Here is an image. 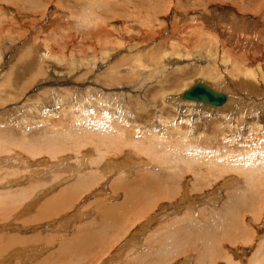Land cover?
I'll list each match as a JSON object with an SVG mask.
<instances>
[{
	"label": "rangeland",
	"instance_id": "rangeland-1",
	"mask_svg": "<svg viewBox=\"0 0 264 264\" xmlns=\"http://www.w3.org/2000/svg\"><path fill=\"white\" fill-rule=\"evenodd\" d=\"M22 57L32 60L27 72ZM263 69L264 0H0V264H162L167 232L175 231L184 243L181 230L191 226L201 227L202 234L192 232L186 237L190 247L163 264H249L264 240V179L247 187L240 172L174 171L173 164L158 162L161 148L149 154L124 147L101 159L98 139L97 147L79 139L89 143L76 151L69 150L73 138L68 142L60 134L53 151L41 148L40 155H33L31 145L43 144L52 130L72 132L77 116L82 125L99 122L128 129L137 141L171 135L167 142L179 140L189 153H251L259 159L264 153ZM247 71L256 75L261 94L255 96L257 89L245 83ZM196 82L229 91L232 110L177 103L180 93ZM249 103L254 110L257 103L255 115L248 113ZM181 117L192 123L177 122ZM207 137L209 149L203 141ZM50 142L44 144L50 147ZM60 144L70 148L60 151ZM84 155L90 161L80 167ZM124 157L140 166L137 162L133 170L105 173L104 163ZM93 173L97 175L90 178ZM86 174L88 183L78 181ZM152 177L157 183H148ZM66 191L68 205L53 209L59 198L45 202L49 214L40 218L39 202ZM127 191L152 194L139 198L143 205L130 209L132 213L119 211L120 217L103 219L127 202ZM211 194L217 199L208 203ZM211 210H228L236 230L224 233V224L213 230L208 253V241L198 237L205 238ZM111 222L116 226H108ZM92 237L97 239L88 246ZM78 239H85L80 250Z\"/></svg>",
	"mask_w": 264,
	"mask_h": 264
},
{
	"label": "bare ground",
	"instance_id": "bare-ground-1",
	"mask_svg": "<svg viewBox=\"0 0 264 264\" xmlns=\"http://www.w3.org/2000/svg\"><path fill=\"white\" fill-rule=\"evenodd\" d=\"M17 52V51H16ZM19 53H20V51H18ZM154 55V54H153ZM14 56V55H13ZM147 58V57H146ZM150 58V57H149ZM123 61V64L125 63L124 62V60H122ZM126 61V60H125ZM152 61V60H151ZM20 62V61H19ZM21 62H24V64H22V66H24L25 67V71H26V69H27V67H29V63H32V60L31 59H27V60H25V59H23V57H22V59H21ZM20 64V63H19ZM121 64V68H123L125 65H123L122 63H120ZM118 65L119 64H117V65H114V69H117V68H119L118 67ZM120 66V65H119ZM113 69V70H114ZM24 70H22V72L24 71ZM126 70V69H125ZM246 70V69H245ZM24 71V72H25ZM23 72V75L25 76V75H30V74H26V73H24ZM27 72V71H26ZM238 72V71H237ZM255 72V71H254ZM260 72V71H259ZM263 72H264V69H263ZM241 73V72H240ZM21 74V73H20ZM62 74V73H61ZM253 74V73H252ZM254 74H256V73H254ZM260 74V73H259ZM242 74H240V76H241ZM27 76H25V77H27ZM224 76V75H223ZM256 76V75H255ZM255 76H252L251 74H250V72L249 71H247V73H246V76H245V78H244V80H245V83L247 84H249V82L250 83H252V87H253V89L255 90V89H257L256 90V93H255V96H257V95H259V94H261V91L259 90L260 88H261V84H259V81H254V79H255ZM258 76V75H257ZM29 77V76H28ZM229 78V77H228ZM234 78V77H233ZM254 78V79H253ZM28 79H30V78H28ZM224 79V78H223ZM223 79H221L220 80V82H222V83H224L225 81L223 80ZM243 79V78H242ZM261 79H262V77H261ZM260 79V80H261ZM243 80V81H244ZM232 81H233V79H232ZM264 82V81H263ZM197 83H201V84H203V85H205L206 86V83H202V82H196V83H194L193 84V86L195 85V84H197ZM236 83V82H235ZM114 84H116L115 82H114ZM229 84V83H228ZM247 84V85H248ZM255 84H256V87H255ZM215 85H217L216 83H212L211 84V86H213V87H208L209 89H211L212 91H213V93H221V91H219V90H216L215 89ZM219 85H221V84H219ZM232 85V84H231ZM193 86H191V87H193ZM233 86V85H232ZM243 86V85H242ZM190 87V88H191ZM226 87H227V85H226ZM264 87V86H263ZM262 87V88H263ZM189 88V89H190ZM229 88H230V85H229ZM237 89V88H236ZM249 89H250V87H249ZM186 90H188V89H185V91ZM232 90V89H231ZM251 90V89H250ZM184 91H182L181 93H180V96H179V100L177 101V103H180V100L181 101H190V102H194V103H198V104H203V105H208V106H210V107H214V108H219L220 110L221 109H223V110H225V111H230V110H232V107H233V101H234V98H233V96H231L230 94H227V92H229V91H226L225 93H222V94H224L225 95V97H226V101H225V103L223 104V105H221L220 107H215V106H212V105H209V104H206V103H203V102H200V101H191V100H185V99H182L181 98V95H182V93H183ZM248 92V91H247ZM253 92V91H252ZM264 93V92H263ZM250 95V94H249ZM100 100V99H99ZM251 100V99H250ZM256 102H258V100H255ZM260 104V103H259ZM141 106V105H140ZM245 106V105H244ZM139 107V106H138ZM178 107H179V105H178ZM240 107V106H239ZM252 106H251V103H249V105H248V113H250L251 115H255L256 113L255 112H257V103H256V110H254L253 108H251ZM179 108H181V107H179ZM196 108H197V110H198V106H196ZM253 109V110H252ZM241 110V109H240ZM239 110V111H240ZM245 111V110H244ZM241 113H242V111H240ZM246 112V111H245ZM244 112V113H245ZM239 113V112H238ZM99 116V115H98ZM5 117H7V116H5ZM5 117L3 118V119H5ZM100 117V116H99ZM102 117V116H101ZM225 118V117H224ZM9 118H6L5 120H8ZM1 120V119H0ZM79 120V121H78ZM225 120V119H224ZM83 121H86V119H83ZM181 121H187L188 123L189 122H191L192 123V120L190 119V118H187V117H181L180 119H178L177 120V122H181ZM1 122V121H0ZM71 122H80V117L79 118H77V116L75 117L74 116V118L72 119V121ZM77 123H75V125L74 126H72L73 128H72V132H70V130H65V131H59V132H56V133H58V134H56V133H52V131L51 132H49V134H51V136L49 137V138H47L46 140H44V141H42V143L43 144H36V145H34V147H33V145H31V148H33V152H34V154L33 155H35L36 153L38 154V155H40L41 154V152H40V154H39V152H38V150H40L41 148H45V149H48L50 152L51 151H53V149H52V144H54L53 142H55V144H59V143H57L56 141L58 140V138L56 137V136H58V137H60L61 135H63V136H61V137H63V138H69L70 139V141L68 140V142H71V138L70 137H72L73 138V141L71 142V143H69L70 144V146L71 147H73V148H71V149H69V150H75L76 149V151H79V149L80 148H82L83 146H85L86 144H88L89 142H90V144H88V145H91V143L93 144L94 143V145L97 147V145L96 144H98V142L95 144V142H94V139L96 140V139H98L100 142H99V145H103V146H100L99 148H97V150L96 151H99V155H101V159H103L105 156H102V155H106L108 152L107 151H112L113 153H115V152H121L122 151V149H124V147H129V148H131L132 147V149L134 150V151H138V153L139 152H142V153H144V152H147V153H149V154H155V153H153V152H156V149H159V148H161V152H159L158 154H157V157H158V162L160 161V162H164V163H166V162H168V164L170 163V164H173V170L174 171H178L179 169H180V167H197V172H195V175H204L205 173L206 174H210V175H213V173L215 174V173H220V175L223 173H227V172H240L244 177H246V179H245V183H246V186L247 187H253L255 184H257V183H262L263 181V179H264V153H262L261 154V156L259 157V159H257V158H254L252 155H251V153H246V154H243V155H241L242 153H240L239 155H241V156H239L238 155V157H235V156H233L232 155V153H231V155L230 154H227V153H222L223 155H218V152H204V153H202V154H199V153H197V151L195 150V149H193V151L191 152V153H189L188 151H187V149L184 147V145L178 140H172V141H169V142H167V140H170V139H172L173 138V136H171L170 135V137L168 138V139H162V137H161V135H160V137H157V136H154V135H158V134H154L153 135V133H152V135L153 136H151L150 138H148V140H144V139H141V140H139V141H137V140H133V138H131V134H130V132H129V130L127 131L126 129H125V131H124V128L123 127H120V128H118L117 126H116V128L113 126V124L112 125H105L106 123H99V122H95V123H98V124H95V123H93V124H89L88 122L87 123H83L84 125H82V124H77ZM118 123V122H117ZM117 123H115V124H117ZM88 124V125H87ZM114 124V125H115ZM236 124V123H235ZM113 126V127H112ZM120 126V125H119ZM122 126V125H121ZM124 126H128V125H124ZM134 126V125H133ZM237 127V126H236ZM260 128V127H259ZM61 129V128H60ZM131 130V129H130ZM133 130V129H132ZM145 130V129H144ZM49 131H50V129H49ZM127 131V132H126ZM177 131H179V127H177ZM138 132V131H137ZM140 132V131H139ZM148 132V131H147ZM156 132V131H155ZM169 132V131H168ZM176 132V131H175ZM174 132V133H175ZM179 132H181V131H179ZM261 133L262 132V130L261 131H257V133ZM135 133V132H134ZM141 133V132H140ZM182 133H183V131H182ZM56 134V135H55ZM61 134V135H60ZM179 134H181V133H179ZM185 134V133H184ZM71 135H73V136H71ZM133 135V134H132ZM136 135V134H135ZM142 135V134H141ZM183 135V134H182ZM226 135V134H225ZM65 136V137H64ZM166 136V135H165ZM174 136H176L175 134H174ZM224 136V135H223ZM182 137V136H181ZM229 137V136H228ZM83 138H85V139H88V141L89 142H87L86 141V143L85 142H83V141H79V139L81 140V139H83ZM183 138H185V135H183ZM234 138V137H233ZM76 139H77V141H76ZM151 139H154V140H151ZM176 139V138H175ZM204 139V140H203ZM202 140L204 141V143L206 144V147H208V149H209V146L211 145V142L210 143H206L209 139H208V137H207V139H205V138H203ZM65 140V139H64ZM67 140V139H66ZM98 140H96V141H98ZM164 140H166V143H165V141ZM198 140V139H197ZM46 141H51L50 143H48V144H50V147L49 146H47L46 144H44V142H46ZM161 141H163L164 143H162ZM209 142V141H208ZM232 142V141H231ZM197 143V141L195 140V144ZM62 144V143H61ZM60 144V145H61ZM67 144V143H66ZM194 144V145H195ZM59 145V146H60ZM63 145V144H62ZM62 145H61V150L58 148V146H57V148L60 150V151H62V148L64 147V149H66L67 147H69V145L65 148V146H63L62 147ZM98 145V146H99ZM194 145H192L193 146V148H194ZM209 145V146H208ZM55 146V145H54ZM56 146H55V148H56ZM3 147V144H2V141H1V139H0V148H2ZM103 147V148H102ZM54 148V147H53ZM55 148H54V150H55ZM56 148V149H57ZM70 148V147H69ZM95 148V147H94ZM44 149V150H45ZM212 149V148H211ZM250 149V148H249ZM43 149H41V151H42ZM55 151L56 152V156H57V154H59L60 153V151ZM68 150V151H69ZM94 150V149H93ZM251 150V149H250ZM67 151V150H66ZM64 152V151H63ZM71 152V151H70ZM10 153V152H9ZM8 153V154H9ZM43 153V152H42ZM65 153V152H64ZM239 153V152H238ZM0 154H2L1 152H0ZM4 154V153H3ZM36 154V155H37ZM96 154V153H95ZM128 155H130L129 153H127ZM136 154V153H135ZM54 155V154H53ZM113 155V154H112ZM136 155H138V154H136ZM236 155V154H235ZM1 156V155H0ZM156 156V155H155ZM51 157H52V155H51ZM116 157V156H115ZM18 158V157H17ZM56 158V157H55ZM54 158V159H55ZM98 158V157H97ZM112 158V157H111ZM14 159V158H13ZM52 159H53V157H52ZM53 159V160H54ZM155 160H156V158H154ZM19 160V159H18ZM79 160V159H78ZM98 160H99V158H98ZM7 161V160H6ZM22 161V160H21ZM90 161V159L89 158H87L86 157V155H84L82 158H81V161H80V167L81 166H86L88 163L87 162H89ZM15 162V161H14ZM58 162V161H57ZM138 162V160H136V162H134V165H132V162L131 161H129L128 159H126L125 157L124 158H122L121 160H117V161H115V162H113V161H107V164L106 163H104L105 164V167H104V171H105V173L107 174V173H111V172H119V173H122V172H124V171H126V170H131L132 168L131 167H134L135 166V163H137ZM7 163H9L8 161H7ZM35 163V162H34ZM78 163V162H77ZM77 163H75V164H77ZM139 163V162H138ZM141 163V162H140ZM140 163H139V166H140ZM15 164V163H14ZM65 164V163H64ZM142 164H143V162H142ZM141 164V165H142ZM5 165V164H4ZM18 165V164H17ZM50 165V164H49ZM52 165H54L53 163H52ZM8 166V165H7ZM60 166V165H59ZM68 166V165H67ZM73 166V165H72ZM71 166V167H72ZM79 166V165H78ZM138 165H136V167H137ZM145 166V165H144ZM26 167V166H25ZM45 167H47V166H45ZM68 167H70V166H68ZM202 167H205L204 169V171L202 170ZM13 168V167H12ZM56 168V167H55ZM61 168H63V166L61 167ZM73 168V167H72ZM86 168V167H85ZM4 169V168H3ZM64 169V168H63ZM70 169V168H69ZM76 169V168H75ZM177 169V170H176ZM8 170V169H7ZM52 170V169H51ZM58 170V169H57ZM62 169H60V171H61ZM133 170V169H132ZM165 170V169H164ZM21 171V170H20ZM63 171V170H62ZM69 171V170H68ZM128 171V172H129ZM216 171V172H215ZM42 172V171H41ZM64 172V171H63ZM87 172V171H86ZM162 172V171H161ZM15 173V172H14ZM34 173V172H33ZM49 173V172H48ZM47 173V174H48ZM218 173V174H219ZM35 174V173H34ZM39 174V173H38ZM42 174V173H41ZM70 174V173H69ZM68 174V175H69ZM96 173H93V174H91L90 175V178L91 177H95L96 175H95ZM126 174V173H125ZM160 174V173H159ZM233 174H235V173H233ZM3 175V174H2ZM36 175V174H35ZM49 175V174H48ZM74 175V174H73ZM93 175H95V176H93ZM124 175V174H123ZM228 175V174H227ZM12 177H13V172H12V175H11ZM11 176H8V177H10L11 178ZM31 176V175H30ZM41 176H43V175H41ZM56 176V175H55ZM80 176V175H79ZM82 176V175H81ZM110 176V175H109ZM118 176V175H117ZM122 176V175H121ZM158 176V175H157ZM222 176V175H221ZM53 177V176H52ZM51 177V178H52ZM160 177V176H159ZM203 177H206L207 179L209 178V176H203ZM218 177V176H217ZM216 177V178H217ZM243 177V178H244ZM23 178V177H22ZM21 178V179H22ZM26 178V177H25ZM37 178V177H36ZM53 178H55L56 179V177H53ZM69 178V177H68ZM84 178H85V181H84ZM88 176H87V174L85 175V176H83V178H79V180L78 181H83V182H85V183H88L87 181H88ZM124 178V177H123ZM161 178H163V177H161ZM19 179V178H18ZM62 179V178H61ZM121 179V178H120ZM164 179V178H163ZM94 179L92 178V181H93ZM118 180V179H117ZM121 180H123V183H124V179H121ZM154 180V181H153ZM234 180V179H233ZM13 181V180H12ZM15 182H16V180H14ZM74 181H76V180H74ZM77 181V182H78ZM120 181V180H119ZM205 181V180H204ZM242 182V181H241ZM19 183V182H18ZM115 183H117L116 181H115ZM148 183H157V181L155 180V179H153V177L151 178V180L148 182ZM78 184V183H77ZM83 184V183H82ZM81 184V185H82ZM119 185V184H118ZM118 185H115V191L117 190L116 188H118L117 186ZM148 186V184L147 183H141V186ZM206 185H208V186H210L209 184H206ZM43 186V185H42ZM120 186H121V189H122V185L120 184ZM125 186V185H124ZM113 188V189H114ZM125 188V187H124ZM157 188V187H156ZM168 189V188H167ZM62 190V189H61ZM119 190V189H118ZM174 190V189H173ZM44 191V190H43ZM114 191V190H113ZM167 191V190H166ZM169 191V190H168ZM167 191V192H168ZM40 192V191H39ZM61 192H63V191H61ZM236 192V191H235ZM232 193L234 196H235V198H239L238 196H237V193ZM238 192V191H237ZM17 193V192H16ZM19 193V195H21V196H24L25 195V191H21V192H18ZM66 193H68V191H66V192H64V193H60V194H55V195H52V193L47 197V198H45L44 200H43V202L42 201H40L39 202V204L38 205H40V206H38V207H40L38 210H37V212L41 215H39L38 213V215L40 216V218H43V217H45V216H47L49 213H48V209H47V207H46V205H45V202H48V201H50V200H53V199H56V198H59L60 199V201L58 202V204L56 205V207H54L53 209H55V208H57V207H61L62 208V206H63V203H65V204H67V202H68V200H65L64 199V195L63 194H66ZM239 193V192H238ZM38 194V193H37ZM152 194V191H151V193H149V191L147 192V193H145V195L144 194H134V193H132V192H129V191H127L126 192V195H125V198L127 199V202L126 203H122L121 205H118L116 208H113V209H111L110 211H109V213L103 218V219H108L109 218V220H110V218H112V219H115L114 218V216L118 213L119 214V211H123V212H126L127 214L128 213H132L131 212V210L130 209H134V207L135 206H140V205H143L141 202L139 203V198H142V197H144V196H146V198H148L147 197V195H151ZM155 194V193H154ZM164 194V193H163ZM113 195V194H112ZM171 194L170 193H167L166 195H164L165 197H168V198H170L171 196H170ZM173 195V194H172ZM158 196V195H157ZM156 196V197H157ZM237 196V197H236ZM13 197V196H12ZM42 197V196H41ZM155 197V196H154ZM151 199L153 198V196H151L150 197ZM207 198H209V199H207V202L209 203V202H215L214 201V199H217V198H215V196H214V194H211L209 197H207ZM156 199V198H155ZM159 199V198H158ZM158 199H156V200H158ZM165 199V198H164ZM146 200H148V199H146ZM185 199H183L182 201H184ZM232 200V199H231ZM237 200V199H236ZM1 202H2V200H0ZM4 201V200H3ZM35 201H36V199H35ZM233 201V200H232ZM206 202V201H205ZM5 203V202H4ZM255 203V202H254ZM177 205H178V203H176ZM175 204V205H176ZM188 203H186V205H187ZM6 205V204H5ZM68 205V204H67ZM148 204H146V206H147ZM9 206V205H8ZM151 206V205H150ZM150 206H148V208L150 207ZM187 206H189V205H187ZM194 206V205H193ZM193 206H192V208H193ZM35 207V206H34ZM36 208H37V206H36ZM183 208V207H182ZM190 208V207H189ZM191 208V209H192ZM185 209V208H184ZM191 209H186L187 211H191ZM261 209V208H260ZM134 211V210H133ZM261 211V210H260ZM192 212V211H191ZM24 213V212H23ZM252 214V213H251ZM259 214H260V212H259ZM16 215H18L19 216V214H16ZM37 215V216H38ZM192 215V214H191ZM119 217H120V214L118 215ZM175 216V215H174ZM185 216V215H184ZM190 216V214H186V217H189ZM208 216V215H207ZM122 217H123V214H122ZM121 217V218H122ZM121 218H119V219H121ZM207 218V217H206ZM111 219V220H112ZM208 219V218H207ZM206 219V220H207ZM209 219H211L210 220V224H207L206 225V227L204 228V236H205V238L204 237H202V240H201V236L200 237H198V240H200V241H203V242H205V240H207L206 242V244L205 245H207V247H205L206 248V251L209 253L210 252V250H212V246H210V242H209V240H210V238L209 237H212L213 236V234L212 233H215V232H213V230H215V231H217L219 228L221 229V227L223 226L222 224H224V228H222L223 229V231H224V233L225 232H228V230H231V229H233L234 228V230H236V228H235V226H234V219H235V216L234 215H231L229 212H228V210L226 211H224V212H221V211H218V212H215V211H213V210H211V213H210V217H209ZM208 219V220H209ZM26 221H28V219H25L24 220V222H26ZM115 221V220H114ZM113 221V222H114ZM62 222V221H61ZM117 222V221H116ZM241 222V221H240ZM208 223V222H207ZM106 224V223H105ZM109 224V223H108ZM147 225V224H146ZM167 225V227H168V224H166ZM108 226H110V227H113V226H116V223H113L112 224V222H111V224L110 225H108ZM196 226V225H195ZM182 229V228H181ZM210 229V230H209ZM167 230V229H166ZM170 230V229H169ZM173 230H175V229H173ZM208 230V231H207ZM212 230V231H211ZM202 231H203V229H201V227H194V226H191L190 228L189 227H185V229L183 230H181V241L182 242H184V243H180V241L178 240L179 239V237H177L176 238V235H175V231H170V232H167V234L164 236V238H163V240H164V243H165V248H166V250L164 251V253H163V260H162V262L164 261L165 262V260L166 259H169L170 257H176V255H178L180 252H182L181 250L183 249L184 250V246H187V248L188 247H190V244H189V241H187V236H189L192 232H198L199 234H202ZM179 232V231H178ZM165 233H166V231H165ZM212 234V236H210ZM215 235V234H214ZM229 234L227 233V235L226 236H228ZM230 235H232V234H230ZM85 236H86V234H85ZM88 236V235H87ZM89 237V236H88ZM97 237V236H96ZM94 238V237H92V238H94V239H90V241L87 243V245L89 246V244H92V243H94L95 241H96V239L97 238ZM217 237V236H216ZM215 237V238H216ZM232 237V236H231ZM231 237H229V238H231ZM186 238V239H185ZM214 238V239H215ZM229 238H227V240L229 239ZM64 239V238H63ZM217 239V238H216ZM79 240V239H78ZM188 240H193V239H188ZM230 240V239H229ZM80 241V243H81V246H78L77 247V250H80V247H82V246H86V245H83L84 244V242H85V239H83V240H79ZM166 241V242H165ZM195 241V240H194ZM199 242H196L195 241V244L197 245ZM201 244V243H200ZM214 245H215V243H213ZM63 245V244H62ZM79 245V244H78ZM202 245V244H201ZM212 245V244H211ZM64 246V245H63ZM87 246V247H88ZM86 247V248H87ZM212 247V248H211ZM215 247H217V246H215ZM82 249V248H81ZM85 249V248H84ZM215 249V248H214ZM203 250V249H202ZM57 251V250H56ZM187 251V250H186ZM4 252H6V249L4 250ZM184 252V251H183ZM203 253V252H202ZM198 254V253H197ZM211 254V253H210ZM165 255H169V257H166ZM7 256V255H6ZM160 256V255H159ZM158 256V257H159ZM202 256H204V255H202ZM208 257V256H207ZM137 259V258H136ZM210 260V259H209ZM4 261V260H3ZM138 261V260H137ZM200 261V260H199ZM4 262H8L7 260H5ZM163 262V263H164ZM202 262V261H201ZM200 262V263H201ZM249 262V264H264V240H261V242L258 244V246L256 247V249H255V251H254V253H253V255L251 256V258H250V260L248 261ZM2 263V262H1ZM162 263V264H163ZM3 264H5V263H3ZM139 264V263H138ZM232 264V263H231Z\"/></svg>",
	"mask_w": 264,
	"mask_h": 264
},
{
	"label": "water",
	"instance_id": "water-1",
	"mask_svg": "<svg viewBox=\"0 0 264 264\" xmlns=\"http://www.w3.org/2000/svg\"><path fill=\"white\" fill-rule=\"evenodd\" d=\"M181 98L191 101H200L215 107H220L226 101L224 94L213 93L211 89L201 83H197L190 89L184 91Z\"/></svg>",
	"mask_w": 264,
	"mask_h": 264
}]
</instances>
